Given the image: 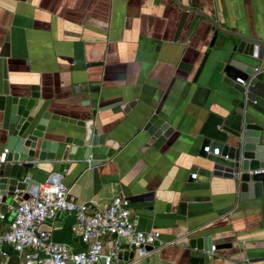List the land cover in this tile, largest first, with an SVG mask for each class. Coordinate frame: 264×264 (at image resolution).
<instances>
[{
	"label": "crops",
	"instance_id": "0c3cea01",
	"mask_svg": "<svg viewBox=\"0 0 264 264\" xmlns=\"http://www.w3.org/2000/svg\"><path fill=\"white\" fill-rule=\"evenodd\" d=\"M191 1L212 18L264 37V0ZM180 17L173 0H0V97L29 99L37 87L39 104L54 117L53 130L67 135L93 119L122 144L97 166L72 164L68 157L71 166L63 174L56 172L60 162H52V172L29 175L61 184L93 211L123 197L137 230L159 233L148 256L124 245L121 253L133 258L112 264H190L195 252L183 241L191 237L232 243L206 255L204 264H264V195L240 200L232 182L213 177L200 157L201 124L208 113L231 108L229 90H210L203 75L194 82L211 33L204 41L207 24L197 28L188 19L176 37ZM81 86L86 94L72 92ZM151 115L169 125L168 137L152 140L143 132ZM13 199L0 196L6 217L0 234L18 206ZM73 223L59 214L44 229L55 243L81 252L86 245ZM102 240L99 264L113 247V237ZM0 264H24V257L4 246Z\"/></svg>",
	"mask_w": 264,
	"mask_h": 264
},
{
	"label": "water",
	"instance_id": "95a60500",
	"mask_svg": "<svg viewBox=\"0 0 264 264\" xmlns=\"http://www.w3.org/2000/svg\"><path fill=\"white\" fill-rule=\"evenodd\" d=\"M173 1L181 11L176 37L188 19H193L197 28L201 21L207 24L202 31L204 41L211 33L194 82L203 75L210 90L230 92L227 101L231 108L221 114L208 113L201 124L200 157L207 161L213 177L232 182L240 200L259 199L264 195V174L251 172L264 170V37L254 34L251 28L244 31L210 17L191 0L187 5ZM32 91L29 99L12 97L8 101L0 97V155L5 154V162L0 163V196L4 202L13 197L18 206L41 184L29 177L31 171L52 172V162H60L56 170L59 174L67 171L71 163L85 162L93 167L122 149V144L107 136L93 119L78 122L67 135L53 130L49 122L54 117L39 104L38 88ZM87 91L86 86L72 90L74 94ZM97 92L96 88L89 89V93ZM168 128L167 123L151 115L143 132L155 140L168 137L171 134ZM206 146H210L211 153L218 149L219 156L209 157L204 151ZM68 157L72 158L71 163H66ZM183 244L195 252L190 264H204L206 255L212 251L232 247V243L215 245L209 237L187 238ZM157 245L154 243L148 250ZM127 255L120 251L117 257L125 262ZM128 256L132 259L133 253Z\"/></svg>",
	"mask_w": 264,
	"mask_h": 264
},
{
	"label": "built area",
	"instance_id": "2783aa9c",
	"mask_svg": "<svg viewBox=\"0 0 264 264\" xmlns=\"http://www.w3.org/2000/svg\"><path fill=\"white\" fill-rule=\"evenodd\" d=\"M257 73L260 69L256 68ZM238 83H243L237 80ZM205 152L208 154L209 147ZM213 156H219L214 149ZM5 154L0 157V163ZM264 174L255 170L251 174ZM196 179V175L191 176ZM129 203L123 197H116L101 211H93L90 204L78 203L70 196L68 189L59 183L45 181L21 206L14 208L8 230L0 234V250L10 246L24 257V264H99L104 252L103 237H113V247L107 252L103 264H112L124 245L139 256H148L159 239V233H145L137 230L135 220L129 210ZM59 214L74 219L71 230L86 245V249L75 252L70 247L55 243L51 232L44 229L47 222L52 223ZM6 219L0 212V221ZM124 241V243L122 242ZM213 249V248H212Z\"/></svg>",
	"mask_w": 264,
	"mask_h": 264
}]
</instances>
